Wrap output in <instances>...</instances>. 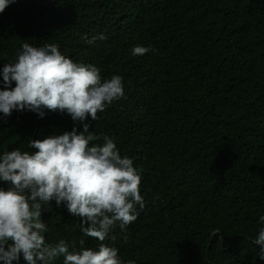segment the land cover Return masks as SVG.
Instances as JSON below:
<instances>
[{
  "label": "trees",
  "instance_id": "1",
  "mask_svg": "<svg viewBox=\"0 0 264 264\" xmlns=\"http://www.w3.org/2000/svg\"><path fill=\"white\" fill-rule=\"evenodd\" d=\"M25 40L123 77L125 97L85 122L142 170L145 209L127 242L118 227L103 242L124 264H264L253 242L264 227V0H15L0 13V71ZM43 111L0 113V155L83 130ZM44 222L50 243L99 248L64 205L52 201Z\"/></svg>",
  "mask_w": 264,
  "mask_h": 264
},
{
  "label": "clouds",
  "instance_id": "2",
  "mask_svg": "<svg viewBox=\"0 0 264 264\" xmlns=\"http://www.w3.org/2000/svg\"><path fill=\"white\" fill-rule=\"evenodd\" d=\"M14 2L0 0V13ZM82 39L92 44L107 37L101 33ZM152 51L151 46H135L131 54ZM0 76L4 85L0 113L5 117L13 110L27 109L40 117L45 115L43 109L58 110L80 121L83 129L78 133L74 127L60 135L30 139L34 153L15 149L0 155V182L8 185L7 190L0 188V261L19 264L22 256L24 264H53L58 258L62 264H124L118 248L103 242L117 239L112 234L117 227L127 242L128 226L145 209L140 193L142 170L121 156L113 138L96 135L85 122L89 116L96 121L98 113L125 97L123 77L102 78L99 67L74 62L57 44L33 46L27 40L14 60L3 64ZM100 140L103 143H93ZM52 201L80 217L83 235L101 242L98 250L84 247L83 239L79 250L73 243L71 251L64 239L47 241L42 206L50 210ZM259 221L264 222V216ZM253 242L260 246L257 255L264 260V227L258 229Z\"/></svg>",
  "mask_w": 264,
  "mask_h": 264
},
{
  "label": "water",
  "instance_id": "3",
  "mask_svg": "<svg viewBox=\"0 0 264 264\" xmlns=\"http://www.w3.org/2000/svg\"><path fill=\"white\" fill-rule=\"evenodd\" d=\"M34 137H35V136H34ZM47 215H48V210L45 211V210H44V206H42V216H41V218H42V222L45 221Z\"/></svg>",
  "mask_w": 264,
  "mask_h": 264
}]
</instances>
